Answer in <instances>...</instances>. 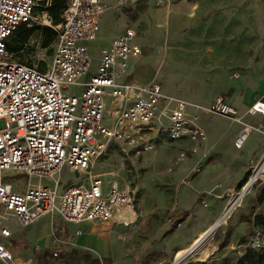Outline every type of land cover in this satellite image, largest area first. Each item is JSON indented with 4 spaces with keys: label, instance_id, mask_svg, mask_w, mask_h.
<instances>
[{
    "label": "built area",
    "instance_id": "built-area-1",
    "mask_svg": "<svg viewBox=\"0 0 264 264\" xmlns=\"http://www.w3.org/2000/svg\"><path fill=\"white\" fill-rule=\"evenodd\" d=\"M124 1L128 0H120ZM36 5L37 0H0V259L14 262L1 238L12 237L15 221L27 226L44 215L57 214L71 223H107L119 209L135 208L136 191L127 181L121 184L120 168L94 171L113 146L124 154L132 150L141 155L155 149L153 133L170 141L185 140L189 145L180 148L175 167L197 154L207 141L202 114H217L242 124L233 140L237 149L252 132L264 134V124L247 122L223 96L208 104L192 103L164 91L157 80L131 78L129 60L143 53L135 41L139 35L135 28L127 27L101 50L98 66L91 73L88 43L101 31L104 0H69L57 23L48 11L36 12ZM21 23L42 24L56 31L51 60L43 68L39 67L41 60L19 61L7 47ZM72 85L82 87L80 96L69 91ZM247 114L264 115V100H256ZM66 166L84 177L63 182ZM258 167L245 183L224 193L231 209L256 181L264 180ZM20 175L27 181L18 189L9 180ZM105 175L112 178L104 180ZM210 194L218 196L214 189L200 195L206 207ZM58 255L55 251L54 256Z\"/></svg>",
    "mask_w": 264,
    "mask_h": 264
},
{
    "label": "rangeland",
    "instance_id": "rangeland-1",
    "mask_svg": "<svg viewBox=\"0 0 264 264\" xmlns=\"http://www.w3.org/2000/svg\"><path fill=\"white\" fill-rule=\"evenodd\" d=\"M128 1L122 3L118 0L113 8V16L118 18L128 12L129 24L139 32L135 41L142 46L143 53L140 57H132L128 68V74L134 80H157L164 91L198 104H207L220 92L231 93L237 84L241 86V94L254 86L256 95L258 68L263 70L260 78L264 81V66H258L264 57V0H137L134 8ZM165 22L168 23L166 26ZM161 24L163 26L160 27ZM116 28L102 26L98 38L88 43L93 57L91 73L98 66L101 50L110 46ZM39 36L38 32L33 34L22 57L49 62L53 43L41 47ZM188 50L196 56L194 60L192 55L193 62L188 61ZM235 72L242 73L241 77L235 78ZM69 91L80 96L82 87L72 85ZM261 94L264 97V91ZM209 115L228 122L221 115ZM225 129H228V125ZM150 138L155 144L154 150L136 155L128 147L130 151L124 154L120 147L113 146L110 155L100 160L94 170L100 172L120 168V180L131 183L136 191L137 211L148 210V216L142 220L140 216L137 222L127 227L137 230L144 226L140 233L144 250L142 255L163 241L167 236L164 229L169 227V223H176L183 212L187 211L190 215L187 227L191 229L192 226H199V214L204 210L215 214L210 218V227L221 219L220 224L209 233H202L190 248L178 250V259L174 264H245L243 256L249 247L260 249L264 246V228L253 222L256 214L264 215V180L256 181L236 208L231 209L226 198L215 204V199L208 196V207L215 209L210 211L200 198L193 201L189 196L192 194L181 195L180 187L186 185L177 181L185 172L179 175L181 166L172 168L180 150L179 141H170L154 133ZM220 140L221 137L217 139L219 152L212 153L211 158L200 167V172L206 170L208 173L207 177L201 179L208 182L204 190L216 185L240 186L247 170L251 172L250 177L255 173L256 165L264 179V156L262 159L253 156L244 166L232 151H227L229 145L233 146V132L222 146ZM224 145H227L226 148ZM257 151L256 143L249 139L244 148L237 152L238 157L242 156L241 159L246 161ZM82 177L84 175L70 171L67 166L62 172L63 182L81 180ZM111 178L110 175L103 177L104 180ZM190 178L193 180L192 176ZM9 181L21 189L27 179L20 175ZM124 182L121 184L124 185ZM192 191L196 190L193 188ZM77 228L89 233L91 240L94 237L90 223H81ZM150 243L152 246H149ZM85 248L91 252L87 255L91 260L100 254L96 249ZM176 258L163 260L143 257L140 263L153 260L150 264H170Z\"/></svg>",
    "mask_w": 264,
    "mask_h": 264
},
{
    "label": "crops",
    "instance_id": "crops-1",
    "mask_svg": "<svg viewBox=\"0 0 264 264\" xmlns=\"http://www.w3.org/2000/svg\"><path fill=\"white\" fill-rule=\"evenodd\" d=\"M104 1L106 2V11L102 16L101 25L104 26V28L110 26L117 27L111 37V41L127 27H132L137 30L136 27L129 24L130 18L128 16V12H126L127 15L126 13H123V15L118 18L113 16V8L118 0ZM128 2L130 5H133V8L136 7L134 5L136 4L135 1L129 0ZM189 17L187 16V18ZM167 24V22L164 23L165 26ZM159 26L161 27L163 24ZM192 55H194L195 60V54H192L191 51L188 50L187 58L190 62H193V59H191L193 58ZM258 66H264V57L261 61H259ZM262 72L263 70L260 68L256 71V95L254 86L249 87L245 94H241V86L240 84H237L233 86L231 93L227 94L220 92L216 94L208 103L213 101L217 96H223L230 104L238 108L240 115L244 116V119L247 122H250L255 126L264 124V115L247 114L248 108L256 100H264V97H262L263 95L261 94V92L264 91V81H261L260 78V74ZM241 74L242 73L240 72H235L234 77L238 79L241 77ZM131 78H133L132 75ZM257 90L261 92H258ZM224 118L228 119L227 123L221 118H212L209 114H202L200 122L207 132L208 139L201 145V149L197 154L190 156L188 159L177 165L178 167L181 166L180 172L178 173L179 175L185 172V175L181 176L177 181V183L181 181L186 185L180 187L181 195L184 196L185 194H192L189 196H191V200L193 201L200 198L202 193L209 192L214 189V192L218 194L217 197H213L216 204L223 198L225 199L224 193L228 188L237 186V184L225 186L216 185L208 190H204L205 187H207L208 182H206V180H201L204 177H207L208 173L206 170L200 172V167L204 164V162L206 163L211 158L212 153L219 152L217 149V139L221 137L220 146H222L223 143L232 135V132L234 140L235 135L242 128V124L232 121L227 117ZM227 125L228 129H225ZM249 139H252L253 143H256L258 151L257 153L254 152L253 155H251L246 161L241 159L243 158L242 156L239 158L237 152L243 149L245 144L241 149H237L232 141L233 146L229 145V149H227V151H232L235 157L243 163L244 166L245 163L248 164L250 162V159L253 156L260 159L264 156V134L260 131H254L249 136L247 141H249ZM178 145L180 148L187 147L189 143L185 140H181L178 142ZM226 146L227 145H224V148H226ZM178 153L179 150L177 155ZM198 164L201 165L199 166V169L196 170V166H198ZM178 174L176 176H179ZM190 176H192L193 180H191ZM193 188L196 191H192ZM209 196H212V194ZM136 200L137 198L135 197V208L131 207L130 209L125 210L121 217H118V214L120 213L119 211L125 207L119 209L116 218L107 223H71L63 220L57 214L44 215L37 221L27 226L20 225L15 221L11 226L12 237L10 239L1 238V241L7 244L14 259L13 264H150L153 260L149 263H142V261L140 263V258L146 257L147 259L150 257H159V259L163 260L176 258L178 250H186L190 248L202 233L207 232L211 228L210 218L215 215L213 212L203 210L201 214H199L201 220V222L199 221V226H192V228L189 229L187 225L190 220V215L188 216L187 211L183 212L182 216L177 219L176 223L175 221L173 223H169V227L164 229V234L167 236L163 239V241L159 242L151 250L142 255L144 250L141 247L142 242L140 240V233L143 231L142 229L144 226L141 225L137 230H130V227L129 229L127 228L128 225L137 222L140 216L142 220L148 216L149 213L148 210L145 209L139 213L136 209ZM213 208L208 207L210 211L215 210ZM81 223L85 225L90 223V231L94 233L92 240L89 233L82 232L79 228H77V225ZM177 224H179V226H177ZM143 240L146 239L143 238ZM150 245L151 243L149 246ZM87 246L96 249L100 252V254L96 255L93 257V260H91V258L87 256L91 253L87 252L85 248ZM55 251L59 252L58 256H54ZM98 258H102V263L98 262ZM0 264L12 263L8 260L0 259Z\"/></svg>",
    "mask_w": 264,
    "mask_h": 264
},
{
    "label": "trees",
    "instance_id": "trees-1",
    "mask_svg": "<svg viewBox=\"0 0 264 264\" xmlns=\"http://www.w3.org/2000/svg\"><path fill=\"white\" fill-rule=\"evenodd\" d=\"M68 1L69 0H37L36 12L41 13L44 10L48 11L50 16L54 19V22L57 23L61 20L62 12L66 8ZM35 32L40 34L39 38L41 47H46L51 43L54 45L57 34L52 27L37 23L32 25L21 23L7 43L8 49L16 54L19 61L26 63L32 62V60L24 59L22 53L29 46V41ZM44 65V61H41L39 67L43 68ZM250 173V170L245 173L241 185L247 181ZM261 199L262 198H260V200ZM253 222L254 225L264 228V215L256 214ZM243 259L245 260V264H264V246L260 249L249 247L243 256Z\"/></svg>",
    "mask_w": 264,
    "mask_h": 264
},
{
    "label": "water",
    "instance_id": "water-1",
    "mask_svg": "<svg viewBox=\"0 0 264 264\" xmlns=\"http://www.w3.org/2000/svg\"><path fill=\"white\" fill-rule=\"evenodd\" d=\"M220 220H221V219H220ZM220 220H218V221H217V222H216V223H215V224H214V225H213V226H212V227L206 232V234L209 233L210 231H212V229H214V227H216L217 225H219V224H220V223H219ZM206 234H205V235H206ZM177 259H178V258L175 259V261L173 262V264L177 261Z\"/></svg>",
    "mask_w": 264,
    "mask_h": 264
},
{
    "label": "bare ground",
    "instance_id": "bare-ground-1",
    "mask_svg": "<svg viewBox=\"0 0 264 264\" xmlns=\"http://www.w3.org/2000/svg\"><path fill=\"white\" fill-rule=\"evenodd\" d=\"M130 208H131V206H129V207L127 206V207H125L124 209L120 210V211H119L120 213L118 214V217H121L122 214L124 213V211L127 210V209H130Z\"/></svg>",
    "mask_w": 264,
    "mask_h": 264
}]
</instances>
